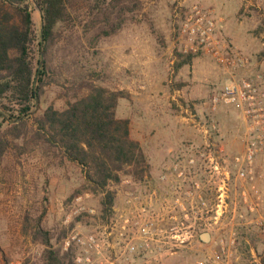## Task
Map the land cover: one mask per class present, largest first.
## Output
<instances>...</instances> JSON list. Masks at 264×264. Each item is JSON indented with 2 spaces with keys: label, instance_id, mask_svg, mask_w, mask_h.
<instances>
[{
  "label": "rangeland",
  "instance_id": "obj_1",
  "mask_svg": "<svg viewBox=\"0 0 264 264\" xmlns=\"http://www.w3.org/2000/svg\"><path fill=\"white\" fill-rule=\"evenodd\" d=\"M30 7L39 33L41 9L35 0ZM197 9L214 20V38L226 50L248 59L245 66L229 70L198 37L189 39L185 24L194 22ZM130 18L110 36L61 37L53 48L56 79L34 113L50 105L63 109L86 94L81 80L128 93L130 86L134 98H121L117 115L130 118L146 169L109 185L116 199L104 214L99 193L69 198L84 183L79 166L60 161L46 143L21 140L23 147L11 148L0 163V264H35L41 256L43 245L23 230L27 214L32 224L41 216L56 245L73 253V264H264V150L244 157L247 128L240 110L214 109L212 101L233 79L264 73V0H139ZM138 47L140 66L126 52ZM156 84L163 88L157 100ZM210 146L223 152L219 168L207 164L215 174L207 176L204 198L194 193L167 202L162 214L150 218L147 190L156 184L147 175L158 172L161 154ZM184 213L189 217H179Z\"/></svg>",
  "mask_w": 264,
  "mask_h": 264
},
{
  "label": "trees",
  "instance_id": "obj_2",
  "mask_svg": "<svg viewBox=\"0 0 264 264\" xmlns=\"http://www.w3.org/2000/svg\"><path fill=\"white\" fill-rule=\"evenodd\" d=\"M41 9V30H36L31 0H0V163L21 140L43 142L60 161L80 167L84 183L69 198L84 191L99 193L105 214L113 211L116 192L109 188L124 175L143 173L147 166L141 143L132 137L131 120L119 117L123 89H111L81 80L87 93L69 100L66 107L34 109L46 86L55 81L53 48L66 36H110L122 29L139 8V0H35ZM44 50V61L41 51ZM37 53V56H36ZM189 63L192 55H188ZM23 230L39 241L42 254L35 264H73L71 251L57 246L41 216L32 224L26 216ZM62 237V236H61ZM9 264V263H6Z\"/></svg>",
  "mask_w": 264,
  "mask_h": 264
},
{
  "label": "built area",
  "instance_id": "obj_3",
  "mask_svg": "<svg viewBox=\"0 0 264 264\" xmlns=\"http://www.w3.org/2000/svg\"><path fill=\"white\" fill-rule=\"evenodd\" d=\"M184 31L188 32L190 40L198 37L206 51L211 52L229 70L243 67L248 62L242 53L226 50L228 46L214 38V20L199 9L196 10L194 22L185 24ZM212 101L214 109L219 105H232L240 110L247 128L244 157L251 160L264 150V73L233 79L213 96ZM90 241H94L93 236ZM130 249L134 250L135 246L132 245Z\"/></svg>",
  "mask_w": 264,
  "mask_h": 264
},
{
  "label": "flooded vegetation",
  "instance_id": "obj_4",
  "mask_svg": "<svg viewBox=\"0 0 264 264\" xmlns=\"http://www.w3.org/2000/svg\"><path fill=\"white\" fill-rule=\"evenodd\" d=\"M207 139V137H206ZM212 139H216L214 136ZM219 143V140H215ZM221 147H190V148H170L162 153V157L154 166L158 172H149L147 175L150 180L156 184L148 189V197L151 201L150 218L154 219L162 214L167 202H179L188 200V195L197 194L201 199L206 195L205 184L208 181L207 176L215 170L209 168L207 164L211 161L213 169L220 167ZM217 163V165H214ZM214 174H212L214 176ZM192 189V190H190ZM191 192V193H190ZM220 195L218 194V197ZM157 204L160 211H157ZM202 215L193 214L192 217H201ZM176 218V215H170ZM179 217L188 218L189 214L184 213ZM187 227V224H186Z\"/></svg>",
  "mask_w": 264,
  "mask_h": 264
},
{
  "label": "crops",
  "instance_id": "obj_5",
  "mask_svg": "<svg viewBox=\"0 0 264 264\" xmlns=\"http://www.w3.org/2000/svg\"><path fill=\"white\" fill-rule=\"evenodd\" d=\"M141 50H142V48H140V47H138V51H129V50H126V52H127V55H129V53H131L132 55H134V56H136V57H134L135 59H136V61L139 63V65L138 66H140V63H142V61H141V59H139V56L141 57ZM138 55V56H137ZM127 58V57H126ZM129 58V57H128ZM154 86H156V88H157V93H155V96L157 97L156 98V100L158 99V94L160 95L161 93L163 94V88H159V87H157V84L156 85H154ZM126 88H127V90L129 91V93L131 94V98H134V96H133V94H135V91L134 90H132L131 89V87L130 86H126ZM159 88V89H158ZM180 90H178V92H179ZM161 96V95H160ZM164 98V97H163ZM163 98H161V99H163Z\"/></svg>",
  "mask_w": 264,
  "mask_h": 264
},
{
  "label": "water",
  "instance_id": "obj_6",
  "mask_svg": "<svg viewBox=\"0 0 264 264\" xmlns=\"http://www.w3.org/2000/svg\"><path fill=\"white\" fill-rule=\"evenodd\" d=\"M36 5H37L38 8H40L39 5H38L37 3H36ZM41 54H42V56H41L40 64H42L43 61H44V50H43V49H42V51H41ZM209 236H210V234H209L208 232H205V233H203V235H202V237H203L204 240H208Z\"/></svg>",
  "mask_w": 264,
  "mask_h": 264
}]
</instances>
